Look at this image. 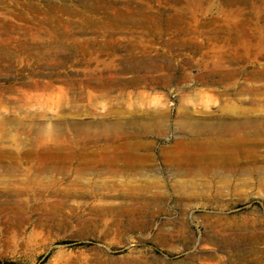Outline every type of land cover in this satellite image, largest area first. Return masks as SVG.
Listing matches in <instances>:
<instances>
[{"label": "rangeland", "instance_id": "rangeland-1", "mask_svg": "<svg viewBox=\"0 0 264 264\" xmlns=\"http://www.w3.org/2000/svg\"><path fill=\"white\" fill-rule=\"evenodd\" d=\"M0 264H264V0H0Z\"/></svg>", "mask_w": 264, "mask_h": 264}, {"label": "bare ground", "instance_id": "bare-ground-1", "mask_svg": "<svg viewBox=\"0 0 264 264\" xmlns=\"http://www.w3.org/2000/svg\"><path fill=\"white\" fill-rule=\"evenodd\" d=\"M244 132L245 131H242L240 133L236 132V133L230 134L231 137L228 139V141H224V142L233 143L235 140H237L236 138H238V136L243 135V137H244Z\"/></svg>", "mask_w": 264, "mask_h": 264}]
</instances>
